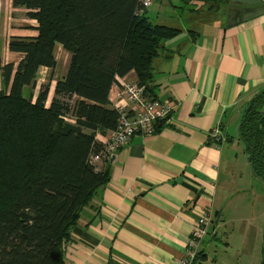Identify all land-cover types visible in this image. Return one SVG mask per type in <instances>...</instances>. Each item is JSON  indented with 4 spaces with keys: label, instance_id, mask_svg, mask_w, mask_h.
I'll use <instances>...</instances> for the list:
<instances>
[{
    "label": "crops",
    "instance_id": "obj_1",
    "mask_svg": "<svg viewBox=\"0 0 264 264\" xmlns=\"http://www.w3.org/2000/svg\"><path fill=\"white\" fill-rule=\"evenodd\" d=\"M12 1L0 0V65L16 66L22 56L10 52L8 43L35 37L37 23ZM217 3L201 12L186 4V16L182 7L172 6L171 15L163 16L168 22L159 24L144 11L151 23L179 30L161 42L151 64L155 100L171 99L175 107L152 134L134 136L96 165L106 182L70 230L64 264H178L206 215L209 242L231 226L244 227V241L257 235L259 242L264 209L256 218L246 195L247 182L256 177L250 164V174L242 164L247 155L237 129L250 101L264 89V8L246 19L255 12L229 0ZM221 4L227 8L224 17H211ZM56 51L69 60L60 45ZM53 77L51 83L62 78ZM121 79L137 82L133 71ZM43 82L37 75L32 101ZM116 92L114 87L111 101ZM107 134L96 131L95 142L103 143ZM201 246L198 254L207 262Z\"/></svg>",
    "mask_w": 264,
    "mask_h": 264
},
{
    "label": "trees",
    "instance_id": "obj_2",
    "mask_svg": "<svg viewBox=\"0 0 264 264\" xmlns=\"http://www.w3.org/2000/svg\"><path fill=\"white\" fill-rule=\"evenodd\" d=\"M12 4L37 23V35L11 38L8 50L22 59L0 65V264H64L70 230L106 182L90 157L100 147L95 132L116 128L119 113L110 101L117 78L133 71L155 100L152 61L161 42L179 30L137 15L139 0ZM57 45L69 54L65 75L54 83L50 101L49 85L27 99L24 88H34L41 68L52 75ZM248 106L237 139L252 174L264 182V89ZM262 250L264 264L263 244ZM204 258L199 253L193 263Z\"/></svg>",
    "mask_w": 264,
    "mask_h": 264
},
{
    "label": "built area",
    "instance_id": "obj_3",
    "mask_svg": "<svg viewBox=\"0 0 264 264\" xmlns=\"http://www.w3.org/2000/svg\"><path fill=\"white\" fill-rule=\"evenodd\" d=\"M153 0H139L140 9L137 15L152 5ZM117 78L115 86L117 92L111 101V108L119 113L116 128L108 131L103 143L99 144L98 151L90 157L93 165L107 162L120 148L127 145L131 139L139 135L144 137L152 134L157 126L166 123L174 110L171 99L151 100L145 93V88L137 82ZM207 215L200 218L194 227L191 236L187 239V245L183 257L178 264H193L201 242L207 237Z\"/></svg>",
    "mask_w": 264,
    "mask_h": 264
},
{
    "label": "rangeland",
    "instance_id": "obj_4",
    "mask_svg": "<svg viewBox=\"0 0 264 264\" xmlns=\"http://www.w3.org/2000/svg\"><path fill=\"white\" fill-rule=\"evenodd\" d=\"M190 3L194 4L198 8L199 12H201L203 9H207L210 6L209 3L206 2H190L188 0H153L152 5L150 6V8L146 10L147 11L146 13L148 17L150 16L153 22L157 21L158 24L161 22H168L167 21L168 18L164 19L163 16L167 17L168 14L171 15V12L173 11L171 9L172 6L176 8L182 7L185 11L184 16H186L187 8L185 7V5ZM226 12H227V8L225 7V4H221L219 5L218 9L211 12L212 14L210 15L211 17L223 18ZM170 24H173L175 26L174 23H170ZM60 54H62V52H60ZM60 54L58 51H56L55 56L58 58V61L56 60L58 63V67L57 70L55 71L54 77L53 74L51 75V72L48 71L44 73L41 72L38 74V78L43 79L44 81L43 83H45L42 85L50 86L51 92H49L50 94L48 96V101H50V99L53 96V86L55 83V82L51 83L52 81L51 76L54 78V80L63 77L64 76L63 73L68 66V58L65 59V56L64 57L59 56ZM33 93H34L33 87L29 88L25 90V97L27 99L30 98L33 99ZM48 104L49 102L46 103V105ZM242 164H244L246 173L250 174L251 172H250L247 156L245 162H243ZM250 179L249 182H247L248 186H250V192L247 193L246 195L247 196L249 194L251 195L250 199L253 200L252 212L257 218L259 213L264 209V199H261V194L264 195V182L260 181L257 178H253V181ZM256 222H258V219H256ZM262 224H263V230L259 242L257 240L258 239L257 235H256V240L247 239V241H244L241 232H244L245 229L244 227L239 228L237 226L229 227L226 232H225V228H222V230H219L218 232L217 239L213 241L211 240L212 242H209L210 237L207 236L204 242L205 244H202V246L200 244L201 248L204 251V254L207 255V262L199 260L195 264H200L202 262H204L203 264H260V262L262 261V252H263L262 235L264 232V223H260V225ZM257 227L259 228V224Z\"/></svg>",
    "mask_w": 264,
    "mask_h": 264
},
{
    "label": "water",
    "instance_id": "obj_5",
    "mask_svg": "<svg viewBox=\"0 0 264 264\" xmlns=\"http://www.w3.org/2000/svg\"><path fill=\"white\" fill-rule=\"evenodd\" d=\"M229 1L232 4L243 6L245 8H248L249 10L255 12V13H251L252 15H250V16L248 14L246 19L251 18V16H254V14H256L258 12H261L260 10H262L264 8V0H229ZM248 108H249V106H248ZM248 163L249 164L251 163L250 157H248ZM216 224H217V220L215 222V225ZM216 235L217 234L214 233L212 238H214ZM262 240H263V246H264V232H263Z\"/></svg>",
    "mask_w": 264,
    "mask_h": 264
}]
</instances>
